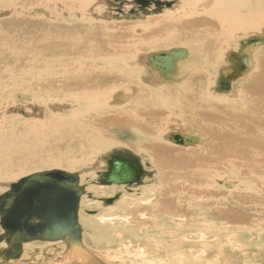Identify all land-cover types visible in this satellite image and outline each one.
Wrapping results in <instances>:
<instances>
[{
	"label": "bare ground",
	"instance_id": "obj_1",
	"mask_svg": "<svg viewBox=\"0 0 264 264\" xmlns=\"http://www.w3.org/2000/svg\"><path fill=\"white\" fill-rule=\"evenodd\" d=\"M99 3L0 0V12H8L0 18V178L55 166L85 168L82 180H86L91 174L86 168L89 155L111 147L143 156L154 174L139 189L133 184L102 185L103 175L98 186H86L92 197L119 194L113 205H99L100 214L84 219L83 232L80 227L81 244L92 253L89 256L66 242L33 241L22 244L19 258L12 260L3 255L9 246L2 239L1 262L162 264L153 261L165 254L163 258L177 259L179 264H195L194 254L209 252L198 246L200 241L229 237L242 244L248 235L258 248L264 242V45L227 50L237 35L261 33L264 0L184 1L158 18L132 26L130 34L128 28L118 27L119 34L112 23L98 19L106 14ZM138 27L147 31L137 33ZM165 47H183L187 52L176 62L171 79L148 62L156 53L141 60L148 50ZM232 53L242 56L247 69L226 97H217L215 74L225 57L230 67L222 74L231 71ZM186 74L188 78L179 83ZM23 79L28 85L19 86ZM163 81L174 83L162 88ZM20 90L27 96H16ZM17 103L44 109L12 108L13 114L36 120L24 122L8 113ZM177 125L194 131L172 133L167 140L174 144L173 134L189 135L196 139L193 144H175L187 148L172 147L164 140L166 129ZM123 138L128 141L122 142ZM220 178L231 182H222L225 190L214 187ZM80 187L82 197L85 188ZM128 225L132 230H126ZM86 227L90 234L101 236L86 240ZM137 228H144L139 229L143 238ZM125 234L135 243L134 250L117 238ZM118 246V253H109Z\"/></svg>",
	"mask_w": 264,
	"mask_h": 264
},
{
	"label": "water",
	"instance_id": "obj_2",
	"mask_svg": "<svg viewBox=\"0 0 264 264\" xmlns=\"http://www.w3.org/2000/svg\"><path fill=\"white\" fill-rule=\"evenodd\" d=\"M136 3L142 6L148 4L142 0ZM153 3L155 6H170L168 3ZM263 45L264 38H258L246 43L240 51ZM186 56L185 50L176 48L152 54L148 57V62L161 76L171 79V74L175 73L176 62L185 59ZM238 57L239 59H236ZM229 60L232 66L231 71L225 75V81L234 82L247 68L238 53L230 54ZM172 140L178 145H190L196 141L189 135L180 134H173ZM131 160L120 161L114 156L108 158L107 170L99 183L139 184L144 172L138 160ZM83 192L77 174L61 170L34 173L11 184L8 191L0 195V228L3 231L0 240L5 239L9 246L3 255L12 260L18 259L22 244L33 241H63L69 247L79 249L86 256L92 254L81 244V229L78 224V207ZM104 202L111 203V199Z\"/></svg>",
	"mask_w": 264,
	"mask_h": 264
},
{
	"label": "rangeland",
	"instance_id": "obj_3",
	"mask_svg": "<svg viewBox=\"0 0 264 264\" xmlns=\"http://www.w3.org/2000/svg\"><path fill=\"white\" fill-rule=\"evenodd\" d=\"M98 1L102 2V3H99V4L103 7V9L106 12V14L104 16H102V18H98V19H100L101 21L103 20V21L112 23L114 26H116L115 30H117L118 27L128 28L129 29L128 31H129V34H130V32L132 33V31H131V27L132 26H136L137 24H143L146 21L150 20L151 18H158V17L162 16L164 12H168V10L172 11L174 8H176V6L180 7L182 5L181 4L182 2H184V1L186 2L188 0H182V1H180V0H159V2H158V0H153L149 4H146L145 6H142L141 4H137L136 1H139V0H135V1L134 0H130V1H128V0H98ZM142 1H147V0H142ZM147 2H149V0ZM153 2H158V3H161V4L168 3V4H170V6H169V8H167V7L163 6V5L162 6L161 5L155 6ZM180 10L181 9H179V11ZM7 14H8L7 11L0 12V18H5L6 17L5 15H7ZM146 19H148V20H146ZM125 28H123V30ZM138 28H136V30L134 28V31L135 32L137 31V33H141V32L145 33L146 28H145V30H144V28L143 29L142 28L140 29V27H138ZM137 29L139 30V32H138ZM116 32L119 33L118 30ZM263 32H264V28L261 30V33H259V34H248L247 36L237 35V37H235V39L232 40V42H231L232 47H230L227 50V53L228 52L230 53L232 51H238L242 46H244V44L248 43L251 40L258 39L263 34ZM139 35H135V39L138 38ZM176 48L177 47H169V48L165 47V48H162V49H157L155 51L154 50H148L146 52V54L144 53L142 55L141 60H143L144 55H145L144 58H146L148 55H150L152 53L167 52L168 50L176 49ZM178 48H183V47H178ZM260 50H262V48L254 50L252 52L253 53L252 56L255 57L256 51H260ZM223 59H224V54H222V56H221V61ZM229 67H230V65L226 61V57H225V64H224L223 67L219 68L218 71L216 72L215 79H214V83L215 84L213 83L214 84V89H215L216 94H217V97L218 96L226 97V95H228L231 92V90H232V83H234L235 81L234 82H226L225 81V76L222 74V70H224L225 68L227 69ZM144 70H150V69H149V67H147V68L145 67ZM187 78H188V74H186L183 77V79H180L178 82L180 83L181 81H183V80H185ZM147 79L149 80L151 78L148 77ZM23 80L24 81H22V80L18 81L17 84L19 86H21L22 83H24V85H28L27 80L26 79H23ZM178 82H175V83H178ZM169 83H172L170 85H173L174 82H167L166 81V82H164L163 85H159V86L162 87V88H165V87L168 86ZM175 85H177V84H175ZM23 91L25 92V90H23ZM23 91L20 90L17 93L16 96H18V97L20 96V98H21L22 96L26 95V93H24ZM29 105L33 106L34 104L17 103L15 106H13V107H11L9 109L8 113H9V115H12L13 112H11V111H13L14 109L26 110L29 107ZM35 106H37V105H34V107ZM37 107L38 108L40 107V109H42V110L44 109L42 106H39V105ZM12 108H13V110H12ZM27 113H29V112L27 111ZM13 115H16V117H18V119H20V121H24V122H33V121L35 122L36 121V120H34L35 118H31L32 120L31 119L27 120L26 117L24 118L21 115H18V114H13ZM43 115H44V111H43ZM12 117H14V116H12ZM176 128L177 129H171V130L166 129L167 132H166V136H165V139H164L165 142L168 145H171L172 147L175 146V148H177V147L178 148L179 147L180 148H187V147H181V146H178V145H175V144L169 142L167 140V135L172 134V133H178V132L180 134H185L188 131H194V129L191 126H188V125L186 127L183 126L181 128H179V126L177 125ZM198 135H199V133H198ZM200 140H202L201 137H200ZM127 141L128 140L125 139V138L122 139V142H127ZM191 148H193V147L191 146ZM113 155H119L121 157H130L132 159L138 160V164L141 166L144 174L142 176V179H141L140 183L131 185L132 188L134 186V189H139L140 187H144V186H146V184L149 183L148 179H150L153 176L154 171L152 170V168H150V167H152L151 164L149 162H147L145 160V158H143V156H141L139 154H136L135 152H133V151L127 149V148H124V147H111V148L108 149V151H106L104 153H100V152L99 153H95L94 152L93 154L89 155L90 156V158L88 160L89 167H86V168H87L88 173H91V174L89 175V178L87 176L86 180H82V177H83V175L85 173V171H84L85 168H75L73 170L72 169L71 170H67V169H65L63 167H55V166H45V167L36 168V169L32 168V169H29V170L23 172L19 176H17V175H15L14 177L5 176L6 177V178L4 177L5 179L3 177H2L3 179L0 178V195L5 193L9 189L11 184L17 183L22 178H25V177H27L29 175H32L34 173H37V172L39 173V172H42V171L62 170V171H66V172H69V173L77 174L80 177V181H79L80 186H83L85 188V193L81 197L80 208H79V213H78L79 225L82 228V232H83L84 231V227H85L84 226L85 225L84 224V219H87V216L95 215L97 212H98V214H100V211L97 208V206H99V205H102V206L113 205V203H115L116 199L111 204H105L103 200H109L108 198H113V197L117 198V196L119 195L118 193L112 194V193L108 192L107 194L108 195H112L111 197L98 198V197H100V195H98V196H96V195L94 196L93 195L94 197H92L91 193L86 191V186H90V185H97L98 186L97 180H99L101 178V176L106 172L107 167H108L106 160L108 158L112 157ZM81 157H86V155L81 156ZM74 158H77V156H75ZM7 177H9L10 179L9 178L7 179ZM216 181L217 182H214V185H215L214 187L217 188V190H222V189L225 190L226 189V188L222 187V185H221L222 182L227 181L228 183H231L225 178H220V179H218ZM112 186L116 187V186H119V185H112ZM122 186L130 187L129 185H122ZM111 190L113 191V189H111ZM126 193H129V191H126ZM89 201H93V204H90ZM89 209H91V210H89ZM80 218H82L83 220L80 219ZM81 221H83V222L81 223ZM93 223L95 224V222H93ZM94 228H98L96 224L94 225ZM139 229H141L142 231H145L144 228H139ZM139 229H138L137 234L141 238H143V233ZM90 230L91 229L86 227V233H85L86 240L94 241L97 236H101V234H95V235L93 233L90 234L89 233ZM98 230H100V229L98 228ZM126 230L127 231L132 230V226L131 225L126 226ZM110 233L111 232H109L108 234H110ZM0 234H2L1 228H0ZM113 235L116 237V235L114 233H113ZM117 238L120 239L123 242L122 245L126 246L127 249L134 250L135 243H130V241L132 239H130L129 234H125V235H122V236H117ZM228 238L229 237L225 238V240L221 238L220 240L215 241V242H211V240L209 242H207L208 240L200 241L198 246L201 249L202 248L208 249L209 252H206L204 254H194V255H196V257H198L195 260V264H264V242H260L259 245H258V248H255V246H253V245H256L257 243H252L253 240H252V236L251 235L247 236V239L249 241L246 240V239H243L242 240V244L239 241V238H238L236 244H235V242L234 243L230 242V238L229 239ZM234 241H235V239H234ZM59 243L63 244L64 242L60 241ZM90 243L87 244V245L90 246ZM128 245H130V247H128ZM119 247L120 246H118V248L117 247L112 248L111 249L112 252H109V253H111V254L112 253H118ZM232 248H234V249H232ZM250 248H253L255 252L254 251H249ZM121 253L124 254V250L123 249H121ZM58 255H60V254H58ZM130 255H132V256L135 255L136 256L137 254H130ZM164 255L165 254H163L162 257H159V256L156 257L153 262L154 263L159 262V263H162V264L164 263L165 264V262H167L169 260L170 264H172V263L179 264L177 259L176 260L175 259H168V258L165 259V258H163ZM190 257H192L191 254H190ZM60 258H62V257H60ZM13 263L14 262H12L11 264H13ZM0 264H4L3 260L1 262V259H0Z\"/></svg>",
	"mask_w": 264,
	"mask_h": 264
},
{
	"label": "flooded vegetation",
	"instance_id": "obj_4",
	"mask_svg": "<svg viewBox=\"0 0 264 264\" xmlns=\"http://www.w3.org/2000/svg\"><path fill=\"white\" fill-rule=\"evenodd\" d=\"M153 1V0H152ZM151 2V0H149V2H148V4ZM114 157H116V159L117 160H120V161H122V160H127V159H132V158H130V157H121V156H119V155H113ZM102 177V176H101ZM108 199H111V203L116 199L115 197H113V198H108ZM112 199H114V200H112ZM110 203V204H111Z\"/></svg>",
	"mask_w": 264,
	"mask_h": 264
}]
</instances>
